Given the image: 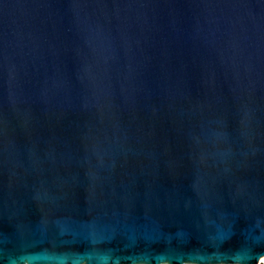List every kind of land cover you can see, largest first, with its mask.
<instances>
[{"label":"water","instance_id":"95a60500","mask_svg":"<svg viewBox=\"0 0 264 264\" xmlns=\"http://www.w3.org/2000/svg\"><path fill=\"white\" fill-rule=\"evenodd\" d=\"M0 264H264V0H0Z\"/></svg>","mask_w":264,"mask_h":264}]
</instances>
